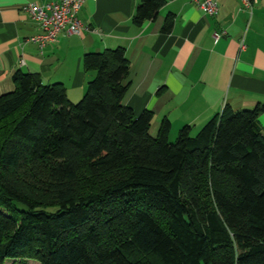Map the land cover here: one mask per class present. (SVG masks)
Segmentation results:
<instances>
[{
    "label": "trees",
    "instance_id": "1",
    "mask_svg": "<svg viewBox=\"0 0 264 264\" xmlns=\"http://www.w3.org/2000/svg\"><path fill=\"white\" fill-rule=\"evenodd\" d=\"M164 4L139 0L132 21ZM82 64L94 76L76 103L19 70L0 94V264H264V105L170 141L167 119L151 136L152 112L122 103L124 48ZM81 174L108 179L83 191Z\"/></svg>",
    "mask_w": 264,
    "mask_h": 264
},
{
    "label": "crops",
    "instance_id": "2",
    "mask_svg": "<svg viewBox=\"0 0 264 264\" xmlns=\"http://www.w3.org/2000/svg\"><path fill=\"white\" fill-rule=\"evenodd\" d=\"M30 1L47 0H0V94L13 90L19 70L61 83L76 103L94 76L83 68V55L122 47L129 61L122 103L135 115L152 112L151 136L164 119L173 139L184 126L196 133L226 105L233 111L264 105V0L251 10L240 0H216L215 15L193 0H165L141 25L132 21L139 0H84L78 17L89 29L61 32L43 47L27 40L38 32L23 9ZM168 16L172 26L163 31ZM258 120L264 133V111Z\"/></svg>",
    "mask_w": 264,
    "mask_h": 264
},
{
    "label": "built area",
    "instance_id": "3",
    "mask_svg": "<svg viewBox=\"0 0 264 264\" xmlns=\"http://www.w3.org/2000/svg\"><path fill=\"white\" fill-rule=\"evenodd\" d=\"M84 0H47L43 3L27 2L23 9L29 13L35 21L38 32L30 37L28 41L36 43L39 47L45 46L48 42L57 40L61 32L80 35L89 26L82 23L78 13ZM196 5L208 15H215L218 11L216 0H193ZM244 7L251 10L257 0H240ZM221 34L215 33L214 38L218 39ZM19 65L24 63L20 58Z\"/></svg>",
    "mask_w": 264,
    "mask_h": 264
},
{
    "label": "rangeland",
    "instance_id": "4",
    "mask_svg": "<svg viewBox=\"0 0 264 264\" xmlns=\"http://www.w3.org/2000/svg\"><path fill=\"white\" fill-rule=\"evenodd\" d=\"M193 134V133H191ZM176 138V137H175ZM175 138L173 139H169L170 141L175 140ZM108 178L105 177L103 179H97V182L94 183V181L90 178V176H88L87 174H81L78 178V182L79 184L83 187V191L85 190H94V188L102 181H106ZM19 207H22L21 205H18ZM24 261L27 262H21V260H13V261H7V264H37L36 260L33 259H24Z\"/></svg>",
    "mask_w": 264,
    "mask_h": 264
}]
</instances>
